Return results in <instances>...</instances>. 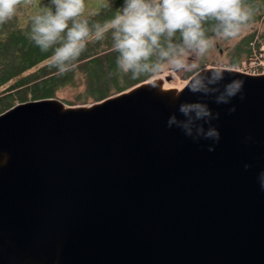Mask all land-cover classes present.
Returning <instances> with one entry per match:
<instances>
[{"label": "water", "instance_id": "obj_1", "mask_svg": "<svg viewBox=\"0 0 264 264\" xmlns=\"http://www.w3.org/2000/svg\"><path fill=\"white\" fill-rule=\"evenodd\" d=\"M220 70L219 92L189 90ZM152 77L90 103L0 113V264H264V74L201 68L172 99ZM233 80L241 91L217 103ZM196 102L218 141L169 127Z\"/></svg>", "mask_w": 264, "mask_h": 264}, {"label": "clouds", "instance_id": "obj_2", "mask_svg": "<svg viewBox=\"0 0 264 264\" xmlns=\"http://www.w3.org/2000/svg\"><path fill=\"white\" fill-rule=\"evenodd\" d=\"M31 2L0 0V25L12 20L23 5ZM50 5L32 17L29 37L43 52L54 48L50 67L60 74L71 71L92 39L102 40L111 32L112 47L119 53L117 67L125 74L131 73L133 78L154 75L166 69L197 68L194 62H189V57L204 56L214 44L213 37L207 34L206 24L213 22L216 38L231 39L240 35L252 16L245 0H124L111 20L90 26L87 19H80L85 0H50ZM177 33L179 41L176 40ZM223 79V70L209 76L197 72L188 87L193 93L208 95L220 91L210 86ZM242 87L241 81L227 83L216 96V102L229 103ZM179 112L185 119L178 120L173 115L168 121L169 127L176 125L194 139L203 136L219 140L216 128L209 127L205 131L198 123L215 118L206 104H181ZM213 150L209 148V151ZM260 180L264 187V173H261Z\"/></svg>", "mask_w": 264, "mask_h": 264}, {"label": "trees", "instance_id": "obj_3", "mask_svg": "<svg viewBox=\"0 0 264 264\" xmlns=\"http://www.w3.org/2000/svg\"><path fill=\"white\" fill-rule=\"evenodd\" d=\"M99 1L94 3L96 11L83 12L80 17L82 20L87 19L90 26L111 20L124 4V0ZM245 3L252 12L248 24L264 18V0H245ZM45 8H37L24 25L15 24L7 33H0V113L19 102L56 97L57 92L66 85L81 87L73 98L62 101L70 105L90 103L125 90L151 76L133 78L131 73L125 74L118 69L116 60L119 53L112 47L111 32L102 40L92 39L74 62L75 67L60 74L57 69L49 66L54 48L43 52L29 38L32 17ZM212 23L205 25L209 36L214 33ZM179 39L177 33L176 40ZM252 41H255L256 46L264 43V29H254L239 39L232 48L229 66L240 65L241 60L251 53Z\"/></svg>", "mask_w": 264, "mask_h": 264}, {"label": "rangeland", "instance_id": "obj_4", "mask_svg": "<svg viewBox=\"0 0 264 264\" xmlns=\"http://www.w3.org/2000/svg\"><path fill=\"white\" fill-rule=\"evenodd\" d=\"M100 2L99 0H85V8L84 12H94L96 11V7L94 5L95 2ZM97 2V3H98ZM50 5V0H32L31 4H25L23 5L17 15L7 22L4 25H0V33H7L9 29H11L12 26L15 24L18 25H24L28 18L32 16V14L35 12V10L39 7H49ZM95 7V9H94ZM262 30L264 29V18L252 22L245 27L239 36L231 39H221V38H216L214 33L211 34L210 36L213 37L214 39V44L213 47L209 49V51L204 55L199 58L195 57H189V62L190 63H195L197 65V68L193 70H181V71H171V70H165L163 72L154 74L156 75H161V74H171L172 75V80L173 81H185L188 79L189 76H191L195 71L205 68V67H221V68H228V69H234L238 70L247 74H252V75H257L260 72L264 71V67L259 69L257 66L254 65H247L248 60L250 57L255 58L258 56L264 57V43H260L258 46H256L255 41H252L250 44L251 46V53L243 58L240 62V65L238 66H229L228 62L230 60V55L232 53V48L233 46L239 41L241 37L246 35L247 33L253 31V30ZM248 57V58H247ZM264 62V61H263ZM246 64V65H245ZM253 64V62H251ZM244 66V68H241ZM239 67V68H237ZM195 70V71H194ZM192 71H194L192 73ZM190 74V75H189ZM188 75V76H187ZM81 86H71V85H66L62 87L58 92H57V98L60 100H68L74 97L75 93L80 89Z\"/></svg>", "mask_w": 264, "mask_h": 264}, {"label": "bare ground", "instance_id": "obj_5", "mask_svg": "<svg viewBox=\"0 0 264 264\" xmlns=\"http://www.w3.org/2000/svg\"><path fill=\"white\" fill-rule=\"evenodd\" d=\"M263 74H264V71L260 72L258 75H263ZM164 76L165 74L154 76L150 78L148 81H146L145 83H147V85H151L153 80H158V81L161 80V83L159 87L157 88V91L164 92L166 94V97H168L169 99H172V97H175L179 93L181 88H183L186 81H173V80L168 81L164 79ZM7 159L8 157H7L6 152H0V165L3 163H6Z\"/></svg>", "mask_w": 264, "mask_h": 264}, {"label": "built area", "instance_id": "obj_6", "mask_svg": "<svg viewBox=\"0 0 264 264\" xmlns=\"http://www.w3.org/2000/svg\"><path fill=\"white\" fill-rule=\"evenodd\" d=\"M263 61H264V57H262V56H258V57H255V58L250 57V59L247 62V65H249V64L250 65H254V66H257L259 69H261L262 67H264V62ZM251 62H253V64H251ZM237 68H239V67H237ZM241 68H244V66H242Z\"/></svg>", "mask_w": 264, "mask_h": 264}]
</instances>
